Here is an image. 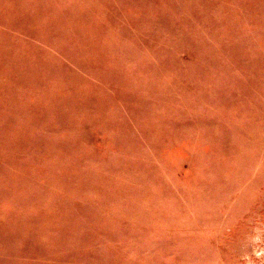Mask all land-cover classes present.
<instances>
[{
    "label": "rangeland",
    "instance_id": "1",
    "mask_svg": "<svg viewBox=\"0 0 264 264\" xmlns=\"http://www.w3.org/2000/svg\"><path fill=\"white\" fill-rule=\"evenodd\" d=\"M0 264H264V0H0Z\"/></svg>",
    "mask_w": 264,
    "mask_h": 264
}]
</instances>
